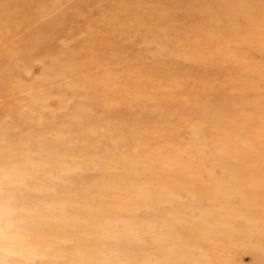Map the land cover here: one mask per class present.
<instances>
[{"label":"rangeland","instance_id":"374dc122","mask_svg":"<svg viewBox=\"0 0 264 264\" xmlns=\"http://www.w3.org/2000/svg\"><path fill=\"white\" fill-rule=\"evenodd\" d=\"M0 184V264H264V0H0Z\"/></svg>","mask_w":264,"mask_h":264},{"label":"bare ground","instance_id":"6f19581e","mask_svg":"<svg viewBox=\"0 0 264 264\" xmlns=\"http://www.w3.org/2000/svg\"><path fill=\"white\" fill-rule=\"evenodd\" d=\"M227 153V152H226ZM225 153V154H226ZM42 156V155H41ZM223 158V157H222ZM25 165V164H24ZM35 166V165H34ZM172 166V165H171ZM176 167V166H175ZM64 168V167H63ZM33 169V168H32ZM11 170V169H10ZM64 170V169H63ZM13 171V170H12ZM35 171V170H34ZM49 171V170H48ZM5 172V171H4ZM68 172V171H67ZM72 172V171H71ZM11 173V172H10ZM9 173V174H10ZM13 173H14V171H13ZM64 173V172H63ZM9 174H7V172H6V176L5 177H10L11 175H9ZM12 174V173H11ZM71 174V173H70ZM5 175V174H4ZM67 175V174H66ZM13 176H15V174L13 175ZM12 176V177H13ZM17 176V175H16ZM63 176V175H62ZM4 177V178H5ZM3 178V177H2ZM1 178V179H2ZM11 178V177H10ZM14 178V177H13ZM6 179V178H5ZM20 179V178H19ZM12 180V179H11ZM2 182V181H1ZM14 182V181H13ZM1 185V184H0ZM159 187V186H158ZM114 188V187H113ZM163 188V187H162ZM110 189V188H109ZM139 190V189H138ZM141 190V189H140ZM145 190V189H144ZM146 191H148V190H146ZM168 191V190H167ZM111 192H113V190H111ZM142 193V192H141ZM0 194H1V192H0ZM136 195V194H135ZM2 196V195H1ZM145 198V197H144ZM3 199V198H2ZM1 199V197H0V219L3 217H6L7 218V225H8V227H13V219H11V217H12V212H11V210L9 209V205L7 204V202L5 201V200H2ZM147 199V198H146ZM8 202H10L9 200H8ZM15 212V211H14ZM179 220V219H178ZM2 221H4V220H2ZM169 223V222H168ZM171 224V223H170ZM1 226V225H0ZM8 229V228H7ZM168 231V230H167ZM3 232V231H2ZM1 232V233H2ZM157 233V232H156ZM164 233V232H163ZM172 234V233H171ZM2 235H3V233H2ZM168 235H170V233H165V234H157V235H153L152 234V237L153 238H156V237H158V238H161L162 240H164V239H166L167 238V236ZM157 238V239H158ZM0 241H1V243H3L4 244V249H1L0 248V261L1 262H3V261H6V260H8V259H10L11 258V256H12V252H13V250H14V248L16 247V243L17 242H15V244L16 245H14L13 243H8V241L6 240V238H5V236H3V237H1V235H0ZM23 240V239H22ZM22 242V241H21ZM26 243H28L27 241H26ZM21 244H23V243H21ZM33 245H34V243H33ZM20 246V245H19ZM23 246H26V245H23ZM23 246H21V248L23 247ZM18 247V246H17ZM25 248V247H24ZM23 248V249H24ZM28 248V247H27ZM32 249H33V247H32ZM27 250V249H26ZM29 251V250H28ZM31 251V250H30ZM29 251V252H30ZM23 253V252H22ZM27 253V252H26ZM125 260H127V259H125ZM125 262L124 261H120V264H124ZM4 264V263H3ZM28 264V263H27Z\"/></svg>","mask_w":264,"mask_h":264}]
</instances>
